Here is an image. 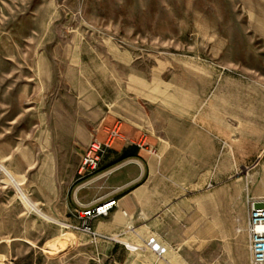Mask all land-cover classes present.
<instances>
[{
    "label": "rangeland",
    "instance_id": "rangeland-1",
    "mask_svg": "<svg viewBox=\"0 0 264 264\" xmlns=\"http://www.w3.org/2000/svg\"><path fill=\"white\" fill-rule=\"evenodd\" d=\"M122 124L159 198L181 189L207 219L264 199V0H0V166L20 185L0 170V264H168L125 246L153 236L150 179L120 235L43 207L53 163Z\"/></svg>",
    "mask_w": 264,
    "mask_h": 264
},
{
    "label": "crops",
    "instance_id": "crops-1",
    "mask_svg": "<svg viewBox=\"0 0 264 264\" xmlns=\"http://www.w3.org/2000/svg\"><path fill=\"white\" fill-rule=\"evenodd\" d=\"M123 126L95 174H80L87 143L78 149L80 159L65 169L61 162L53 163L52 191L45 192L44 210L52 211L59 222L82 220L84 212L112 203L109 214L93 224L102 236L120 235L128 225L138 226L133 216L142 210L141 192L150 179L149 228L168 247V264H251L247 200L225 215L219 206L207 219L205 207L190 201L181 189L172 193L167 189L165 198L163 194L159 198L158 182L154 186L152 180L157 156L148 150V139L139 138L138 130L131 132ZM106 129L112 131L109 126ZM63 173L72 180L65 189Z\"/></svg>",
    "mask_w": 264,
    "mask_h": 264
},
{
    "label": "built area",
    "instance_id": "built-area-1",
    "mask_svg": "<svg viewBox=\"0 0 264 264\" xmlns=\"http://www.w3.org/2000/svg\"><path fill=\"white\" fill-rule=\"evenodd\" d=\"M114 135L118 134V131H113ZM110 135L109 139L105 143L93 142L86 150L85 156L81 162V175H92L97 171L110 149V143L114 137ZM1 172L10 178L16 186H20L13 176L2 166H0ZM114 203V202H113ZM247 204L249 207V235H250V252H251V264H264V199H255L250 195H247ZM112 208V203L104 204L95 210H88L84 212L83 219L80 223L74 224L68 222L66 227L74 231H80L91 236H97V233L93 230L92 223L100 218L109 214ZM126 248L132 250H146L158 258H165L168 253V247L164 245L155 235L148 239H143V245H129L125 244Z\"/></svg>",
    "mask_w": 264,
    "mask_h": 264
},
{
    "label": "trees",
    "instance_id": "trees-1",
    "mask_svg": "<svg viewBox=\"0 0 264 264\" xmlns=\"http://www.w3.org/2000/svg\"><path fill=\"white\" fill-rule=\"evenodd\" d=\"M109 152H110V149L107 151V154H106L104 160H106L107 156L109 155ZM103 163H104V161H103ZM103 163H102V165H103ZM102 165H101V167H102ZM101 167H100L97 171H99V170L101 169ZM97 171H95L93 174H95ZM93 174H92V175H93ZM86 176H91V175H86Z\"/></svg>",
    "mask_w": 264,
    "mask_h": 264
}]
</instances>
